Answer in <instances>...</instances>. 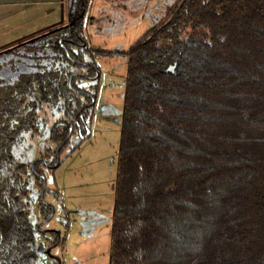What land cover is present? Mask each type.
<instances>
[{"label": "trees", "instance_id": "obj_1", "mask_svg": "<svg viewBox=\"0 0 264 264\" xmlns=\"http://www.w3.org/2000/svg\"><path fill=\"white\" fill-rule=\"evenodd\" d=\"M80 17L0 46L56 51L37 69L0 76V264L35 257L26 163L12 153L36 126L34 96L64 98L68 119L49 134L58 150L75 128L86 134L95 95L77 85L72 65H88V76L98 67L73 49L84 40ZM122 52L109 264H264V0H180ZM42 161L31 168L45 190Z\"/></svg>", "mask_w": 264, "mask_h": 264}, {"label": "rangeland", "instance_id": "obj_2", "mask_svg": "<svg viewBox=\"0 0 264 264\" xmlns=\"http://www.w3.org/2000/svg\"><path fill=\"white\" fill-rule=\"evenodd\" d=\"M0 0V46L23 34L72 19L69 6L84 7L79 28L86 45L82 57L94 62V76L77 75L75 82L95 95L87 106L86 134L78 128L57 154L50 126L65 117L62 97L42 101L36 96V126L23 131L12 153L26 163L28 195L24 197L34 227L32 264H109L112 208L119 154V138L127 73V54L122 49L146 28L167 17L180 0ZM33 42H40L39 39ZM79 46L73 45L77 50ZM100 49V50H99ZM0 53V76L37 69L56 52L49 46L37 53ZM32 53V50H21ZM86 71V65H72ZM93 98V99H94ZM42 158L43 190L36 183L31 164ZM60 159L55 167L51 164Z\"/></svg>", "mask_w": 264, "mask_h": 264}, {"label": "flooded vegetation", "instance_id": "obj_3", "mask_svg": "<svg viewBox=\"0 0 264 264\" xmlns=\"http://www.w3.org/2000/svg\"><path fill=\"white\" fill-rule=\"evenodd\" d=\"M71 2H72V5H73V2L74 1H72L71 0ZM82 2H83V0H82ZM69 14H71L72 13V19H69V21H67V23H65L64 21H55V22H53V23H50V24H48V25H45V26H43V27H41V28H38V29H36L35 31H33V32H36L37 30H39V29H45V31L48 33L49 32V30H52V29H54V28H59V29H62V28H64V27H66V26H69L71 23H73L74 22V20H76V19H78L80 16V19H81V22L83 21V14H84V7H82V5L80 4L78 7H77V9H73V6H69ZM82 25V24H81ZM58 31V30H57ZM33 32H29V33H33ZM46 33V34H47ZM80 36H81V39H82V35L80 34ZM52 38H55V39H58V41H62V37L61 36H59L58 34H56V35H52L51 36ZM84 38V37H83ZM38 40L37 39V37L36 38H32V40L30 41V43H37V42H33V41H36V40ZM40 41V40H39ZM38 43H40V42H38ZM80 44H82V45H86V42H85V39L82 41H78L77 42V45L76 46H79ZM39 48H40V46H35V47H31V49H33L32 50V53H28V54H32V55H34V56H42V53H44L43 52V50L41 51L42 53H37V51L39 50ZM79 48H80V46H79ZM21 50H23L22 48H20ZM20 49L19 50H17V51H19V52H22V51H20ZM81 49V48H80ZM15 53V52H14ZM17 54H19V53H17ZM27 54V55H28ZM21 55H26V54H21ZM82 57V56H81ZM82 60L83 61H86V60H84L83 59V57H82ZM86 62H90V61H86ZM87 66V68H88V65H86ZM31 70V69H30ZM87 70V69H86ZM75 72H77V73H79L78 75H80V74H82L81 76H88V75H85L86 74V71L84 72V71H78V70H74ZM88 77H90V76H88ZM76 79V78H75ZM78 85V84H77ZM79 86H81V85H79ZM83 87V86H82ZM85 88V87H84ZM35 97V96H34ZM60 97H62V96H60ZM63 100H64V98L62 97V106H63ZM42 101H44V100H42ZM93 101H95V98L93 99ZM35 104H36V100H35ZM63 108H64V106H63ZM36 110H37V104H36ZM64 113H65V110H64ZM61 118H64V119H68V116H67V114L65 113V117H61ZM61 118H59V119H61ZM56 120H58V119H56ZM55 120V121H56ZM54 121V122H55ZM53 122V123H54ZM52 123V124H53ZM51 127V126H50ZM50 134V133H49ZM58 145V144H57ZM59 150H57V154L59 153L58 152Z\"/></svg>", "mask_w": 264, "mask_h": 264}]
</instances>
